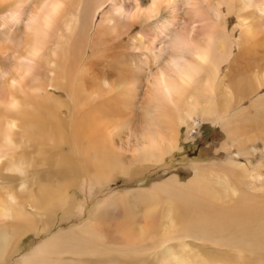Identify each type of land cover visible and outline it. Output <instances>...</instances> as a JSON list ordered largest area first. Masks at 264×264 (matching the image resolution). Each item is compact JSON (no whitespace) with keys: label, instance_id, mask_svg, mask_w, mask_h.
I'll return each mask as SVG.
<instances>
[{"label":"bare ground","instance_id":"6f19581e","mask_svg":"<svg viewBox=\"0 0 264 264\" xmlns=\"http://www.w3.org/2000/svg\"><path fill=\"white\" fill-rule=\"evenodd\" d=\"M108 1L110 9L96 26L99 35L117 34L120 20L129 26L144 22L128 44L143 56L135 71L146 78L140 124L134 113L138 75L122 85L124 74L111 65L89 72L97 52L79 70L94 17ZM71 2L0 0L4 33L24 23L15 47L0 49L7 59L0 65L7 89L0 99V264H11L31 233L41 235L86 213L88 200L70 193L77 180L91 189L118 171L128 174L136 162L162 163L179 149L181 128H195L197 117L222 127L238 147L235 157L256 152L255 141H264V0H152L146 6L140 0H99L78 60L59 32ZM231 14L238 19L232 30L224 23ZM55 89L66 91L70 101ZM254 94L251 104L241 106ZM122 115L129 120H120ZM125 132L121 145L117 138ZM193 168L186 182L172 176L126 194L131 217L123 221L112 212L120 196H111L82 225L50 235L20 264H199L202 251L212 253V262L260 261L264 201L236 195L224 202L209 183L213 176L230 178L227 168L199 162ZM146 239L149 246L138 247L136 240Z\"/></svg>","mask_w":264,"mask_h":264},{"label":"rangeland","instance_id":"374dc122","mask_svg":"<svg viewBox=\"0 0 264 264\" xmlns=\"http://www.w3.org/2000/svg\"><path fill=\"white\" fill-rule=\"evenodd\" d=\"M151 1L152 0H140V3H143L142 5L146 6L149 5ZM96 3L98 6V4L100 3L99 0H73V2H71L70 5L67 7V10L64 13V16L62 17L63 20H61L60 22L61 29L59 30V32L62 31L63 41L65 40L64 47L65 49L69 50V52L74 51L76 53V55L74 54L75 60L79 59L82 51L85 49V45L88 44L87 26L90 23V18L93 11L97 7ZM129 4L131 8H136V4L134 1H130ZM110 6V1H108L104 9L98 12L94 17L93 29L91 30L89 36L90 44H88L87 47L88 54H86V58H83L81 60L79 64V70L82 69V67L85 65L89 56L94 55V52H97L93 60L94 63L97 64L94 65V67L90 69L89 72L97 73L98 71H101V68L104 67L102 64L111 65L114 70L121 71L124 74L123 78L121 79V82L118 83L122 85H124V82H130L132 80L133 74L138 75L140 79L138 82L137 91L139 92V99L136 100L134 113L136 114L135 119L137 120V123L140 124L141 121L138 118L140 116L139 113H141L140 107L143 101L141 99L145 95L144 85H146V78L144 80V74L142 75L139 73H135V71H137L136 67H140L143 64V56L138 53V51L129 48L128 44L130 40L133 39V37L142 29L144 22L142 23L140 22V19H138L137 22H135V25L132 24V26H129L127 25V22L125 20H120V27L117 34H115L114 32H105L104 28H102V30L106 34H103L101 36L99 35L100 29H97L98 27L96 26L101 20L104 11L110 9ZM80 13H84V15L79 21L81 15ZM153 21L154 19L152 20V22ZM1 22L2 20L0 15V23ZM227 22L229 24V28L232 30L234 27H236L238 19L235 14H231L229 15V19L224 21V23ZM156 24L157 22L155 23V25ZM126 25L127 27H129L125 28ZM0 26V49H3L4 46H12L14 45L13 43L19 42L24 34V23H20L19 26L14 27L13 33H11L12 35L8 34V32L4 33V29L2 30V23L0 24ZM69 28L71 31L69 30ZM121 29H123V32L120 31ZM96 33V43L93 44V35L95 36ZM238 34L239 30L236 31L237 36ZM13 47L15 46H12V48ZM5 60L7 59L0 55V65H4ZM134 65L136 66L134 67ZM225 70L226 66L222 68V72L224 73ZM116 77L117 75H113L112 77H110V79L112 80ZM110 83H112V81ZM6 91L7 89L4 84V81L0 80V99L6 95ZM262 91H264V88L262 89ZM53 92H55V94L59 96L61 100H64L66 102L70 101V97L67 95L66 91L55 89L53 90ZM250 102V99H245L242 102L241 106H247L250 104ZM62 109L63 113H66L67 116H69L67 109H65V107H63ZM124 118L126 119L127 117H124V115H122L120 117V120H123ZM188 126L189 124H186L181 128V141L179 149L175 150L171 154H168L162 163L136 162L130 169L131 171L128 174L118 171V173L115 174L114 178L107 183L99 185L95 182L91 183V189H89L88 186L84 188L82 181L80 179L77 180L73 185L70 193L79 194V198L83 201L85 199L88 200L86 206V213L78 214L77 216L73 215L67 221L55 223L49 231L44 232L41 235L31 233L30 235L25 237V239L20 245L19 253L13 258L11 264H20V260L23 256L32 253L36 246L41 241L43 242V240L48 238L50 235L58 234L60 232L67 231L71 228H76L82 225L87 219H89L90 216L93 215L99 204H101L113 195L120 197L115 203L118 209L116 211L112 210V212L116 214L119 213L116 216L119 217V219L122 221L126 218H130L131 215H129L127 213L128 211L126 210V207L128 206V203H126L125 199L127 196L126 194H129L132 191H136L137 189L140 190L143 188H151V186H153L155 183L166 181L172 176H177L180 181L186 182L190 177L194 175L193 166L195 163L198 162L205 165H214L218 168H227V171L230 172V178H218L216 176H213L211 177V181L209 183L211 192L217 195L220 194L221 196H219L222 201L230 203L232 202V199L240 197V200L243 199L246 201H255L256 199H260L263 203L264 141L262 139H257L255 141L257 151L249 154V156L239 155L238 157H235L234 155L238 151V147L232 143V140L227 139V134L219 124H212L209 121L202 122V120L197 117L193 123V127L195 128L190 130ZM126 137L127 133L125 132V134L122 133L121 135H119L117 140L120 138L119 140L123 142ZM121 142H119V144ZM123 144L125 145V143H121V145ZM224 145H227L226 148L224 147ZM63 149L66 150V147L64 146ZM40 158L42 159V156L38 155L39 161H41ZM244 165H247L249 170H244L240 167ZM234 170L238 172V174H236ZM255 170L257 171L255 172ZM247 173H251L250 176H246ZM231 174L235 175L232 176ZM228 189L230 190L228 191ZM232 189L235 190V194L232 193ZM119 215H121V217ZM110 238H114L115 240L119 239L118 235L114 234H110ZM143 241L136 240V244H138V247L142 246V244H144L143 247L149 246V239H146L144 242ZM138 242L142 244L140 245ZM188 254L191 255V252H188ZM210 254L212 253L209 251H202V254L200 253V255L202 256L200 258H197L196 262L199 264H208L209 262H212ZM224 259L225 257H221L218 261L213 260L212 264H214V262L215 264H218L217 262H219L220 264H237L234 262H230L233 260ZM256 261L257 260L254 258L252 260V264H264V257L260 261ZM247 263L251 264L249 261Z\"/></svg>","mask_w":264,"mask_h":264},{"label":"crops","instance_id":"0c3cea01","mask_svg":"<svg viewBox=\"0 0 264 264\" xmlns=\"http://www.w3.org/2000/svg\"><path fill=\"white\" fill-rule=\"evenodd\" d=\"M264 88V87H263ZM255 95H257V94H254L252 97H250L249 99H250V104L254 101V99H255ZM249 156V155H248Z\"/></svg>","mask_w":264,"mask_h":264}]
</instances>
